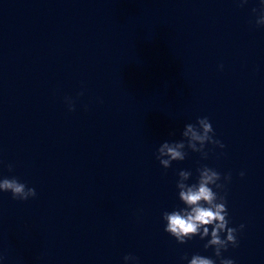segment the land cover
Segmentation results:
<instances>
[{
  "label": "clouds",
  "instance_id": "9594fccd",
  "mask_svg": "<svg viewBox=\"0 0 264 264\" xmlns=\"http://www.w3.org/2000/svg\"><path fill=\"white\" fill-rule=\"evenodd\" d=\"M241 3H247V0H241ZM256 11L257 9H253L254 13ZM256 24L264 26V2L261 4L260 15L256 19ZM66 101L69 110L74 111L75 106L71 99L66 98ZM214 136V129L208 117L198 118L195 124L185 125L182 140L161 143L157 150L156 159L163 168L167 169L171 167L173 161L185 160L186 148L192 152L200 153L203 159H207L208 152L205 151L207 144L218 146L221 149L225 147ZM8 168L11 171L12 165L9 164ZM197 172L196 182L188 184L186 182L192 173L187 170L179 171L176 188L178 189V198L184 207L162 213V219L166 222L164 231L180 244L195 236H199L201 240L210 237L204 244V248L214 250V256L219 259V264H235L234 260L222 256V252L227 251L229 246L233 248L238 246L237 234L245 227L243 224L239 225L238 228L229 226L226 197L220 194L224 191L226 183L230 182L231 173L223 177L224 183H220L221 174L213 168L205 165L198 168ZM240 176L243 177L244 173L241 172ZM0 192H10L13 199L20 201H27L37 195L35 188L28 187L16 177L0 179ZM222 234H224L223 238ZM124 260L125 262L136 261L137 258L126 255ZM188 264H216V260L195 254Z\"/></svg>",
  "mask_w": 264,
  "mask_h": 264
}]
</instances>
